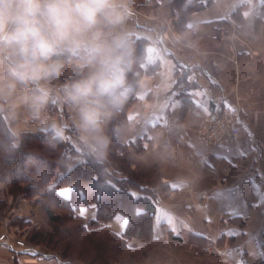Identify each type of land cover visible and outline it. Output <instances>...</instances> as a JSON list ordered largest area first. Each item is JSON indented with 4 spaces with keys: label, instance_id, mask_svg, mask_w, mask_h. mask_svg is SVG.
<instances>
[{
    "label": "crops",
    "instance_id": "crops-1",
    "mask_svg": "<svg viewBox=\"0 0 264 264\" xmlns=\"http://www.w3.org/2000/svg\"><path fill=\"white\" fill-rule=\"evenodd\" d=\"M171 1L135 0L130 21L145 44L142 74L166 83V91L156 110L137 97L126 114L134 124L152 113L148 129L125 139V152L156 184L142 197L154 204L159 242L126 264H264V0H187L176 10ZM188 8H195L190 16ZM174 19L185 20L197 39L221 42L219 48L183 43ZM228 108L239 110L238 136L221 145L202 142L199 126ZM58 115L67 118L63 110ZM28 205L35 206L22 204L20 215ZM80 214L90 219L95 209L83 206ZM128 224L117 214L109 226L124 234ZM132 244L143 243L134 238ZM14 262L71 264L39 247L0 243V264Z\"/></svg>",
    "mask_w": 264,
    "mask_h": 264
},
{
    "label": "clouds",
    "instance_id": "clouds-1",
    "mask_svg": "<svg viewBox=\"0 0 264 264\" xmlns=\"http://www.w3.org/2000/svg\"><path fill=\"white\" fill-rule=\"evenodd\" d=\"M134 3L0 0V155L13 159L36 134L58 150L71 134L76 147L61 151L56 176L85 163L103 170L114 143L148 129L151 111L134 124L126 112L137 97L156 110L166 83L141 72Z\"/></svg>",
    "mask_w": 264,
    "mask_h": 264
},
{
    "label": "trees",
    "instance_id": "trees-1",
    "mask_svg": "<svg viewBox=\"0 0 264 264\" xmlns=\"http://www.w3.org/2000/svg\"><path fill=\"white\" fill-rule=\"evenodd\" d=\"M187 0H172L175 10L180 9ZM195 8H188L185 15L190 16ZM237 19L240 15H235ZM178 29L193 31L187 28L185 20L179 21ZM141 49L145 45L138 41ZM190 45L187 40L183 41ZM132 103V102H131ZM131 105V104H130ZM129 105V107H130ZM128 111V110H127ZM127 114V112H126ZM126 118V117H125ZM127 119V118H126ZM71 143L66 139V145H61L58 150H51L46 147L40 135L28 136L19 152L13 159L0 155V185H6L5 192L14 202L24 199L38 197L37 202L42 206L46 217L45 221L51 227V234H40L33 232L32 243H48L51 246H59L66 254L73 246L70 237H81L83 239L96 238L98 235H105L107 245L103 247V254L90 264H112L116 254L135 252L143 250L151 244H158L153 238V218L155 207L153 202L142 197L144 194H151V187L140 182V177L133 175L131 178H120L124 170L113 168L108 162L103 170L95 169L90 164H82L70 174L65 173L63 177L56 176L58 170L57 160L61 151L71 154ZM127 143H114L110 157H115L127 150ZM143 147L139 143L137 152H142ZM125 159V158H124ZM125 164L127 160L125 159ZM117 165V164H115ZM71 171V169H69ZM13 173L10 183L5 175ZM47 186V191L45 190ZM69 188L70 192L64 194L62 190ZM91 206L95 209V217L87 219L80 214V208ZM8 208L5 200L0 199V214ZM67 221L74 225L63 224V214ZM117 214L129 218V224L124 234L115 233L109 223ZM30 224L29 220L19 223L24 228ZM20 230V229H19ZM31 234V233H30ZM136 238L141 246L132 244ZM40 239V240H39ZM148 251H144L146 255ZM14 264H17L14 262Z\"/></svg>",
    "mask_w": 264,
    "mask_h": 264
},
{
    "label": "rangeland",
    "instance_id": "rangeland-1",
    "mask_svg": "<svg viewBox=\"0 0 264 264\" xmlns=\"http://www.w3.org/2000/svg\"><path fill=\"white\" fill-rule=\"evenodd\" d=\"M176 25H180V24L179 21H175L174 19L171 24L173 32L178 35L179 39L182 42L184 40L185 41L187 40L188 42H190V45L196 47V49L199 48L203 50L209 48H219L221 44V42H214L209 39H205V40L197 39L194 34H192L189 31L181 30V27L180 29H178ZM224 32L227 31L226 30L222 31V33ZM231 32L232 30L229 33ZM204 123H202L199 126L197 130V134L200 128H202V126L204 125ZM66 139L71 143V145L74 148L76 147L75 141L73 140L71 134H68L66 136ZM115 158H116L115 161H113V159L110 157L109 162L113 164V168L115 169L121 168L124 170V174L120 178L123 177V179H126L129 177L131 178L133 175L135 176L137 175L140 177V182L142 184L149 185L151 188L156 186V184L153 183L152 178L148 177L139 168L132 167L129 164L128 158L126 156V152L123 153V157L122 154H119ZM124 158L127 160L128 162L127 164H125L126 162ZM5 188L6 185L4 184L0 185V199L5 200V202L8 205V208H6V210L2 214H0V237L2 235H6L4 243L10 240L12 243L15 244V246H17L16 245L17 241L24 242L25 247L30 246V247L42 248L43 250L49 253H55L56 255L61 257L64 261H68L71 264H90L94 262V260L99 256V253L101 254L103 252V247L107 245L106 243L107 238H105V235H98L96 238H89V239H83L81 237H77V238L70 237L69 240L71 241L73 247L70 250H67V252H65L66 254H64L61 251V249L59 248L60 245L58 247L51 246L48 243H43L39 241L38 243H32L31 235L33 234V232H39L40 234H44V235L51 234V227H49V225L45 221L46 214L42 206L37 202L38 197L14 202L9 196L6 195ZM27 203H34L36 207L35 206L32 207V205H28L27 207H24V211H22L23 213H21L20 215L19 209L21 205ZM62 214H63V224L65 226L74 225V223H70L67 221V218L64 217L65 216L64 213ZM26 216L31 217L30 224L24 228L19 227L20 230L17 229L19 223H22L24 220H26ZM53 234L54 233H52L51 235ZM157 245L159 244L154 243L147 246L143 250L116 254L117 256L114 258L112 264H126L129 260L130 261L134 260L135 262H139L141 258L147 256V254L143 255L144 251L149 252Z\"/></svg>",
    "mask_w": 264,
    "mask_h": 264
},
{
    "label": "built area",
    "instance_id": "built-area-1",
    "mask_svg": "<svg viewBox=\"0 0 264 264\" xmlns=\"http://www.w3.org/2000/svg\"><path fill=\"white\" fill-rule=\"evenodd\" d=\"M238 109H220L211 114V117L204 123L198 131V136L202 142L208 145H221L232 142L239 134L237 127ZM6 235L0 237V243L5 242ZM20 248H24V242H16Z\"/></svg>",
    "mask_w": 264,
    "mask_h": 264
},
{
    "label": "snow or ice",
    "instance_id": "snow-or-ice-1",
    "mask_svg": "<svg viewBox=\"0 0 264 264\" xmlns=\"http://www.w3.org/2000/svg\"><path fill=\"white\" fill-rule=\"evenodd\" d=\"M189 27H191V25H189Z\"/></svg>",
    "mask_w": 264,
    "mask_h": 264
}]
</instances>
